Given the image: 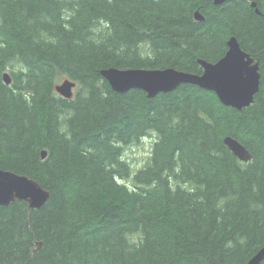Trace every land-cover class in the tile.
Returning a JSON list of instances; mask_svg holds the SVG:
<instances>
[{"label":"trees","instance_id":"1","mask_svg":"<svg viewBox=\"0 0 264 264\" xmlns=\"http://www.w3.org/2000/svg\"><path fill=\"white\" fill-rule=\"evenodd\" d=\"M231 37L260 67L242 110L189 84L120 94L101 75L199 74ZM151 133L134 172L125 146ZM0 169L50 192L41 209L0 206V264H248L264 246V0H0Z\"/></svg>","mask_w":264,"mask_h":264},{"label":"water","instance_id":"2","mask_svg":"<svg viewBox=\"0 0 264 264\" xmlns=\"http://www.w3.org/2000/svg\"><path fill=\"white\" fill-rule=\"evenodd\" d=\"M228 0H214L216 5ZM255 7V4H252ZM198 22L205 20L199 11L195 13ZM228 50L224 57L216 63L199 60L202 72L199 74L166 69H118L110 67L101 71L102 77L108 81L113 91L124 94L131 90L144 91L149 98L161 93H169L183 84L195 85L214 92L221 103L237 110L252 105L257 95L261 74L259 63L246 53L236 37L227 43ZM6 81L11 82L6 76ZM58 90L65 96H72L75 84L70 79L64 80ZM224 144L242 162L248 163L252 155L247 148L231 136L224 139ZM47 151L42 152L46 159ZM49 198V193L35 180L11 171L0 169V205L7 206L15 200L29 203L30 208L41 209ZM40 245V244H39ZM264 261V246L253 256L248 264H261Z\"/></svg>","mask_w":264,"mask_h":264},{"label":"rangeland","instance_id":"3","mask_svg":"<svg viewBox=\"0 0 264 264\" xmlns=\"http://www.w3.org/2000/svg\"><path fill=\"white\" fill-rule=\"evenodd\" d=\"M65 79L67 78H63ZM155 140L156 136L151 133L150 136L143 137L140 142L125 146L124 158L131 164L134 172L148 163Z\"/></svg>","mask_w":264,"mask_h":264},{"label":"bare ground","instance_id":"4","mask_svg":"<svg viewBox=\"0 0 264 264\" xmlns=\"http://www.w3.org/2000/svg\"><path fill=\"white\" fill-rule=\"evenodd\" d=\"M7 75H8V76L10 77V79H11V82H10V83H8V82L6 81V76H7ZM4 80H5V82H6L8 85H10V84L12 83V78H11V76H10L9 73H5V74H4ZM70 82L73 83V84H75V86L72 88V96H71V97H67V96L63 95V94L58 90V87L63 86L64 83H65V81H64L63 83H61V84H58V85L55 87L56 92L59 93L62 97L66 98V99H71V98L74 96L75 89H76V83H75L74 81H71V80H70ZM199 88H200V87H199ZM201 89H203V88H201ZM204 90H206V89H204ZM207 91H209V90H207ZM211 92H212V91H211ZM44 151H46V150H44ZM42 159H43V158H42ZM27 177H28V176H27ZM29 178H30V177H29ZM31 179H32V178H31ZM33 180H34V179H33ZM35 181H36V180H35ZM36 182H37V181H36ZM43 189L46 190L45 188H43ZM46 191L49 193V198H50V192H49L48 190H46ZM49 198H48V199H49ZM17 200H19V199H17ZM15 201H16V200H15ZM15 201H14V202H15ZM20 201H23V200H20ZM47 201H48V200H47ZM47 201H46V202H47ZM25 202H26V201H25ZM11 203H13V202H11ZM11 203H10V204H11ZM27 203H28V202H27ZM10 204H9V205H10ZM28 204H29V203H28ZM45 204H46V203H45ZM0 206H4V205H0ZM7 206H8V205H7ZM29 208H30V205H29ZM30 209H37V208H30ZM252 258H253V257H252ZM252 258H251V259H252ZM251 259H250V260H251Z\"/></svg>","mask_w":264,"mask_h":264}]
</instances>
